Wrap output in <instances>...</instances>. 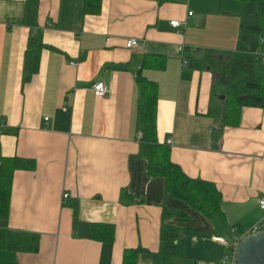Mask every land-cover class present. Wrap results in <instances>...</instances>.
<instances>
[{"label": "crops", "instance_id": "1", "mask_svg": "<svg viewBox=\"0 0 264 264\" xmlns=\"http://www.w3.org/2000/svg\"><path fill=\"white\" fill-rule=\"evenodd\" d=\"M82 2L0 0V156L35 163L13 173L7 224L39 235L37 251L0 250V264H121L126 248L158 250L163 207L186 215L166 220L180 228L185 254L168 264H211L226 250L207 232L211 222L167 194L164 178L148 176L137 156L135 75L147 60L142 73L158 87V142L185 174L215 184L229 225L245 234L264 214V107H243L239 126L226 127L212 148L207 111L224 91L213 69L187 59L196 50L235 48L240 3L102 0L99 14H83ZM174 19L180 27L169 24ZM29 37L42 47L26 74ZM131 37L139 44L127 48ZM98 80L107 85L104 97L91 88ZM121 188L133 203L119 202ZM74 207L81 222L113 224V242L76 235ZM137 264L151 260L139 256Z\"/></svg>", "mask_w": 264, "mask_h": 264}, {"label": "trees", "instance_id": "2", "mask_svg": "<svg viewBox=\"0 0 264 264\" xmlns=\"http://www.w3.org/2000/svg\"><path fill=\"white\" fill-rule=\"evenodd\" d=\"M159 3L175 0H157ZM241 5L239 29L235 48L232 50L205 49L203 54L195 51L187 55L189 64L195 68L209 66L225 86L224 99L210 106L207 114L213 120L211 147L218 148L223 130L237 127L241 121L243 107H264V0H237ZM102 0H83V14H99ZM42 42L29 37L25 54L26 74L36 69ZM225 55L219 63L215 54ZM148 66L147 60L135 75L139 89L136 126L141 132L138 139L137 156L146 160L148 176H160L165 180V191L173 198L183 201L193 210L203 214L212 224L207 230L210 235L218 234L229 239L235 233L229 225L222 208V193L214 183L200 177H190L171 159L169 145L158 142L155 126L157 83L142 73ZM163 66L161 63L160 67ZM28 76H25L27 78ZM35 163L18 156H0V250L35 252L38 250L39 235L33 232L13 230L8 227L9 202L12 177L15 170L33 169ZM134 196L125 188L119 192V202L130 204ZM67 204H70L67 202ZM172 217L186 215L178 210L163 207L158 250L137 246L123 250L121 264H137L139 256L151 260V264H168L171 257H185L183 237L179 227L166 223ZM73 231L76 235L110 244L114 240L115 227L110 223L81 222L73 209ZM220 259V258H219ZM219 259L207 261L220 264Z\"/></svg>", "mask_w": 264, "mask_h": 264}, {"label": "built area", "instance_id": "3", "mask_svg": "<svg viewBox=\"0 0 264 264\" xmlns=\"http://www.w3.org/2000/svg\"><path fill=\"white\" fill-rule=\"evenodd\" d=\"M188 15L192 14V11H188L187 13ZM48 25H50V23H47ZM169 24L173 27V28H178L180 27V21L179 20H171L169 21ZM138 40L134 37L128 38L125 42V45L127 48H133L138 46ZM184 45L181 44L178 46V50L180 52L184 51ZM263 60H264V54H263ZM181 63L182 65H187V60L185 57H181ZM93 93L96 97H104L106 95V93L108 92V88L107 85L102 81V80H98L95 81L92 86H91ZM47 119V118H45ZM141 136V132H139L138 134V138H140ZM63 200L68 198V193L64 192L63 195ZM258 205L260 208L264 209V197H262L261 199H259L258 201ZM264 230V216L259 218L257 221H255L252 226L245 232L244 235H248L251 233H255L258 231ZM239 236L237 234H233L229 239H227L226 237L222 236V235H218V234H213L211 235V239L214 242H217L221 245H223L225 247V252L221 255L219 261L220 264H234V258H235V247L237 242L239 241V239L242 237Z\"/></svg>", "mask_w": 264, "mask_h": 264}, {"label": "water", "instance_id": "4", "mask_svg": "<svg viewBox=\"0 0 264 264\" xmlns=\"http://www.w3.org/2000/svg\"><path fill=\"white\" fill-rule=\"evenodd\" d=\"M203 54V51H200ZM209 69V66H206ZM221 100L224 95H220ZM234 264H264V230L242 236L235 247Z\"/></svg>", "mask_w": 264, "mask_h": 264}, {"label": "rangeland", "instance_id": "5", "mask_svg": "<svg viewBox=\"0 0 264 264\" xmlns=\"http://www.w3.org/2000/svg\"><path fill=\"white\" fill-rule=\"evenodd\" d=\"M236 3H237V2H236ZM238 6H239V8H240L241 5L238 4ZM220 85H221V87H222L223 89H221V88H219V87H217L216 89H217L218 92L222 93V91L225 90V86H224L223 84H220ZM263 216H264V214H263L261 217H263ZM251 226H252V225H251ZM251 226H250V227H251ZM250 227H249V228H250ZM224 252H225V250L223 251V253H224ZM219 258H220V257H219Z\"/></svg>", "mask_w": 264, "mask_h": 264}]
</instances>
